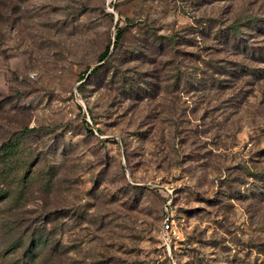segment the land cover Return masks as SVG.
<instances>
[{"label": "rangeland", "instance_id": "1", "mask_svg": "<svg viewBox=\"0 0 264 264\" xmlns=\"http://www.w3.org/2000/svg\"><path fill=\"white\" fill-rule=\"evenodd\" d=\"M0 264H264V0H0Z\"/></svg>", "mask_w": 264, "mask_h": 264}, {"label": "trees", "instance_id": "2", "mask_svg": "<svg viewBox=\"0 0 264 264\" xmlns=\"http://www.w3.org/2000/svg\"><path fill=\"white\" fill-rule=\"evenodd\" d=\"M235 31H237V30H235ZM235 33H236V32H235ZM121 36H122V34H121ZM119 37H120V36H119ZM119 41H120V39H119ZM101 60H104V58H102ZM99 70H100V68L97 69V72H98ZM95 72H96V70H95ZM17 144H18V141L14 140L13 142H11L10 145H8V147H7L6 149L3 148V150H6V153H5V151H4L5 156L8 155V154L10 155V154L15 153V151H16L17 148H18Z\"/></svg>", "mask_w": 264, "mask_h": 264}, {"label": "built area", "instance_id": "3", "mask_svg": "<svg viewBox=\"0 0 264 264\" xmlns=\"http://www.w3.org/2000/svg\"><path fill=\"white\" fill-rule=\"evenodd\" d=\"M170 229L169 219L165 221V230L168 231Z\"/></svg>", "mask_w": 264, "mask_h": 264}]
</instances>
